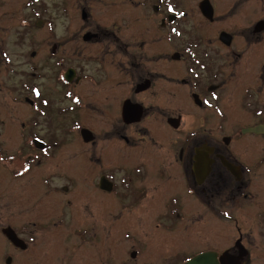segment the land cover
I'll return each instance as SVG.
<instances>
[{"label":"flooded vegetation","instance_id":"af4514ba","mask_svg":"<svg viewBox=\"0 0 264 264\" xmlns=\"http://www.w3.org/2000/svg\"><path fill=\"white\" fill-rule=\"evenodd\" d=\"M95 3L79 0L78 29L54 42L47 90L38 85L43 76L31 75L25 102L32 128H14L25 136L14 149L7 144L8 69L0 46V264H184L198 254L185 261L186 250L175 248L168 231H194L209 214L234 222L241 238V217L232 212L242 215L257 199L264 207V0ZM21 87L10 86L14 103ZM45 104L82 117V150L72 153L79 174L55 158L69 136L41 115ZM199 160L209 170H199ZM123 164L124 173L115 169ZM80 174L93 179L90 192L71 191ZM58 178L69 185L58 187ZM75 204L82 210L72 216L66 207ZM120 209L152 221L135 226L128 217L119 228L113 219ZM260 219L263 226L264 212ZM130 225L163 237L117 238ZM244 246L243 257L235 245L203 253L250 264Z\"/></svg>","mask_w":264,"mask_h":264},{"label":"rangeland","instance_id":"374dc122","mask_svg":"<svg viewBox=\"0 0 264 264\" xmlns=\"http://www.w3.org/2000/svg\"><path fill=\"white\" fill-rule=\"evenodd\" d=\"M78 2L79 0H0V46L4 47L8 69V91L6 94L5 106L8 126L11 132L7 135L9 149L18 147L25 140V136L18 133L19 130L14 134V128H19L21 122H23V124L25 123L28 128H32L30 120L26 121V119L30 117L32 108L25 102L26 96L29 98L31 97L30 90L33 83L31 75L38 72L43 76V78L38 80V85L43 91L44 89L47 90L48 86L51 85L48 80L54 79V75H52L53 78H49L50 70L48 68L49 64L47 59L49 58L51 49L55 44L54 42L62 41L65 32L78 29L77 21L79 20V17L77 18L76 16H79L82 10V8L79 10V7L77 6ZM93 2L95 3L96 0H93ZM95 5L98 6L97 3H95ZM98 14L103 13L98 12ZM39 20H42L45 23L39 26L37 24ZM51 36H54L55 38L52 39L50 38ZM33 52L36 53L34 57L32 56ZM55 72L56 69L54 70V73ZM15 84L22 85L21 90H18L19 100L21 99L18 103L13 102L14 92H9L10 86H14ZM51 110L45 104L40 112L41 115L48 118V120L50 115L53 120V125L55 127L59 126V128H65L63 131L67 132V136H69V140H67L69 145L64 148L63 151L55 149V158L66 159L67 161L65 163L70 162V164H68L69 173L79 174L80 168L77 165H74L73 159L75 157L72 153L76 150H82L80 145L82 142L76 130V127L82 125L80 120L82 117H78L75 112L67 114L65 117L60 114L58 107H52ZM87 118L88 116L85 117L86 121ZM44 129L46 130L48 127L45 126ZM59 135L60 134L57 136ZM78 159H80V161L77 164H80L81 161H83V157H78ZM118 163L119 162L115 161V164ZM126 166V164H123L122 166H117L118 168L115 169L122 170L124 173L128 170L126 169ZM123 173L117 174V179H121ZM77 177V185L75 188L71 185V191L90 192L92 190L91 186L93 179L89 175L88 177H85L83 174H80ZM58 180L60 179L58 178ZM66 182L67 181L64 180L57 182L56 180L55 183L61 188L69 185ZM96 184L97 181L94 182V185ZM66 208L70 209L71 213L73 212L72 216L74 214L79 215V210H82L80 204H75V206H68ZM263 212L264 207L258 199L252 202L242 215L240 213L237 215L236 211L232 212L233 215L241 217H238L239 223L237 227L241 230L243 244L251 251L250 264H264V239H260L259 237L260 229H264V225H260V215H262ZM104 216H106V214H104ZM128 217L131 218L134 225H144L146 220L148 222L152 221L153 215H139L137 212L132 213L120 209L113 220L120 228L124 225L123 223L127 221ZM134 225H130L131 230L129 233L121 235L123 232H128L129 229V227H123L121 229L122 231H118L117 238L152 239L163 237V231H147L149 229L142 228L144 226L136 228V225ZM172 231L173 230L167 232L168 238L174 237L175 239H178V243L181 245L178 244L175 248L186 250L184 260H187L193 255H199L200 253H203V251L217 252L222 251L223 248L228 246L234 248L235 242L240 239V235L234 222H229L227 224L221 223L216 217L213 218L209 214H207L204 219L198 221L197 227L194 231ZM70 233L73 234V227L69 232H66L64 238L66 239ZM102 235L104 243L110 239L105 233ZM171 249L172 248L170 247L167 248L169 252ZM102 254H108L106 247L102 249Z\"/></svg>","mask_w":264,"mask_h":264},{"label":"water","instance_id":"95a60500","mask_svg":"<svg viewBox=\"0 0 264 264\" xmlns=\"http://www.w3.org/2000/svg\"><path fill=\"white\" fill-rule=\"evenodd\" d=\"M41 24H42V22H40V25ZM124 114L127 115V110L124 111ZM82 136H83L85 142H90L93 138L92 133L87 131V130L82 131ZM206 167L209 170V165L206 166L205 162H203L201 160L198 161L197 168L199 170H203ZM207 174H205V175H207ZM100 186L104 190H109V188L107 187V181L105 179L102 180ZM236 247L238 248L241 257L247 255L245 248L241 244V239L236 243ZM235 262H236V258L233 256H230L228 253L223 254L219 258L218 254L215 252H206V253H203L199 256H196L195 258H193L192 260L188 261L185 264H235Z\"/></svg>","mask_w":264,"mask_h":264},{"label":"snow or ice","instance_id":"6c2138e0","mask_svg":"<svg viewBox=\"0 0 264 264\" xmlns=\"http://www.w3.org/2000/svg\"><path fill=\"white\" fill-rule=\"evenodd\" d=\"M168 11H169V12H171V11H173V9H172V8L169 6V8H168ZM180 15H184V13H183V12H181V13H180ZM172 31H173V32H175V34H176L177 36H179V35H180V33H179L178 31H176V29H175V28H173V29H172ZM36 95H37V96H39V95H40V93H39V92H37V93H36ZM45 103H47V101H45ZM204 103H205V104H207V103H208V101H204ZM24 171H25V172H27V171H28V168H27V167H25ZM18 174H19V175H23V173H18ZM225 215H227V213H225Z\"/></svg>","mask_w":264,"mask_h":264}]
</instances>
